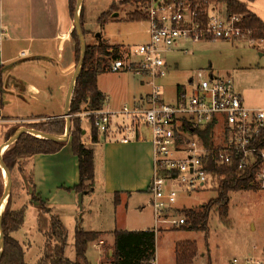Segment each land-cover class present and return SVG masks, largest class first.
I'll use <instances>...</instances> for the list:
<instances>
[{"label": "rangeland", "instance_id": "obj_1", "mask_svg": "<svg viewBox=\"0 0 264 264\" xmlns=\"http://www.w3.org/2000/svg\"><path fill=\"white\" fill-rule=\"evenodd\" d=\"M31 1L35 3V0ZM76 1L74 0V3ZM122 1L125 0H84L82 18L84 19L86 15V22L84 20L83 22L86 23L84 29L88 46H96L101 40L125 55L147 43L149 24L147 22L126 21L129 15L142 10L143 5H122ZM239 1L246 4L250 10L259 8L262 4L261 2L257 4L248 3L247 0ZM212 4L219 11H227L225 3L222 1ZM105 13L110 16V21L102 28L98 20ZM116 13L118 18L113 17ZM98 35H101V39L97 37ZM69 54L70 47L67 46V49L62 53V60L65 61ZM71 55L73 57L72 50ZM26 58H31L30 53H27ZM166 60L170 65H175L179 69L178 71H171L158 84L162 88L163 98L168 104L176 102L179 87L189 91L188 94H190L189 79L197 71L209 69L208 73L210 74L213 69L218 74L217 76L222 78H226L230 74L234 80L235 88L244 95L248 104L253 102L256 106H264V43L254 41L250 35L236 41L213 40L199 43L181 41L176 50L173 49L167 54ZM20 61L17 62L20 67L19 71L31 85L36 87L35 93L24 101L16 95H5L3 99L6 111L4 113H10L15 117H26L33 114L50 115L59 101L57 87L60 85V75L56 73L52 63L33 61L20 63ZM111 61L112 58H108L106 65L109 66ZM99 88L107 97L106 107L112 108L108 110H120L125 106L133 105L136 98L151 92V88L143 77L129 72L113 73L109 70L100 75ZM75 115H73L74 119H79ZM37 123L46 124L50 121L40 119L34 124ZM34 124L16 123L17 126L13 128L20 129ZM84 126L87 131L85 144L96 151L101 181L104 182L106 179V169H102V164L105 163L104 141L100 142L102 146L96 144L93 146L90 126L87 122L84 123ZM6 131L1 130L0 135H4ZM4 140L7 141V139ZM102 157H104V163ZM149 157V145L139 151L127 154L125 164H122L120 172H116V181L125 185H132L138 178L140 180V177L144 175V170H146L143 164L149 161ZM24 170L26 179H28L31 166L25 164ZM12 180V193L4 214L7 210L19 211L25 205H28V211L25 225L18 232L10 233V236L18 240L25 249L27 264H37L42 257L47 240L41 230L49 228L50 219L47 215L41 218L38 215L36 206L32 205L28 194L31 190L28 189L25 178L22 177L17 168L12 171ZM140 181V185L145 182ZM212 182L205 189L191 196L180 193L177 208L180 211L196 210L199 212L205 204L216 200L218 191ZM5 187L6 177L1 169L0 200ZM95 188V193L87 195L82 205L77 206V219L84 230L94 229L106 232L96 244H101L100 249L106 258L104 263H107L108 254L112 249L110 244L114 243V236L110 233L139 230L151 223L153 215L151 203L148 204V196L150 195H135L117 205L115 203L117 193L114 192L113 195L108 196L104 191V186L97 185ZM144 191V193L147 192L146 189ZM230 198V211L227 221H222L218 210L214 208L207 233L193 230L182 231L183 228L168 229L166 226L159 228V233H157V264H175V246L181 242L197 243L198 254L194 264H230L235 259L242 261L245 258L264 261V191L260 189L244 190L230 194ZM91 201L94 209L92 213L88 205ZM144 206L147 209L143 212ZM177 215L183 217L179 211ZM67 218L69 220H65L70 233L66 257L68 260H74L76 255L75 233L71 218ZM154 220L153 218L155 226ZM87 258L91 264H99L100 252L94 245L90 246Z\"/></svg>", "mask_w": 264, "mask_h": 264}, {"label": "built area", "instance_id": "obj_2", "mask_svg": "<svg viewBox=\"0 0 264 264\" xmlns=\"http://www.w3.org/2000/svg\"><path fill=\"white\" fill-rule=\"evenodd\" d=\"M201 6L203 8H201ZM149 40L133 52L110 62L113 73L143 77L151 92L120 110H83L75 116L93 126L108 141L124 145L151 135L154 175L150 187L157 230L182 228L186 219L177 215L179 194L200 192L219 179L216 169H237L249 175L252 189L264 191V108H250L237 93L231 76L199 70L189 79V91L177 89L174 104L163 98L159 81L177 66L166 56L181 41H236L245 38L243 18L219 11L210 0H150ZM113 53V50L111 51ZM8 123L0 108V127ZM212 129L214 146L204 144L202 132ZM156 264V262H153ZM230 264H264L254 258Z\"/></svg>", "mask_w": 264, "mask_h": 264}, {"label": "trees", "instance_id": "obj_3", "mask_svg": "<svg viewBox=\"0 0 264 264\" xmlns=\"http://www.w3.org/2000/svg\"><path fill=\"white\" fill-rule=\"evenodd\" d=\"M179 1V0H178ZM213 2L222 1L225 3L227 13L229 15H239L243 18V27L254 41L264 43V21L253 13L249 7L239 0H210ZM252 3L255 0H247ZM150 0H125L122 5L142 4V10L133 13L127 17V22H147L148 15L145 11ZM76 3L70 0L71 15L74 17L76 10ZM115 6V5H114ZM113 6V7H114ZM201 8H203L201 6ZM108 14H103L98 22L104 28L110 21ZM82 25L84 35V22L82 18ZM72 39L75 42V57L76 63H79L81 57V43L76 30L72 33ZM113 50V53H111ZM108 58H121V53L117 49L110 47L105 41H101L96 46H88L87 56L84 64L82 75L78 80L75 90L74 98L71 105L70 114L72 116V132H71V146L73 154L78 159L79 164V184L69 189L71 192L77 194L91 195L95 192L96 186V159L93 148L87 147L85 144V137L87 131L84 123L79 119H74L73 115L80 113L83 107L87 106L91 110H103L107 102V97L99 89V77L104 71H108L106 60ZM78 65V64H77ZM50 123L34 124L30 129L37 131L62 136L66 132L67 121L65 118L49 120ZM91 129V142L97 144L99 142V133L93 127ZM16 131V130H15ZM212 129H207L201 135L206 147L214 146V138ZM13 132L7 134L9 139ZM264 144V142H263ZM66 143H55L34 136L25 134L21 139L12 146L4 155V161L7 167L12 171L16 168L25 178L29 190L33 191L32 204L40 203V210L42 214H50L51 211L46 207L45 203L35 192V184L33 180L26 179L24 170V160L32 159L37 155H54L59 153ZM219 177L227 176L226 179H219L215 183L218 191L216 200L205 204L201 211L183 210L179 211L183 218L186 219V225L182 227V231L193 230L208 232L209 221L212 211L218 210L221 220L227 221L230 211V194L238 193L244 190H251V183L253 179L246 175L239 177L237 169L228 170L226 168L216 169ZM1 177V169H0ZM121 195L116 194V204L118 205ZM27 215V207H23L19 211H6L3 218V229L6 236V244L3 257L0 264H27L25 260V249L21 243L10 236V233H16L25 224ZM44 232V231H43ZM115 246L113 248V255L111 257V264H153L156 262L157 251V232L156 230L147 231H115ZM46 237V244L43 248L41 259L37 264H90L87 258L89 248L104 235L99 232L85 231L80 225L75 232V252L76 260L71 261L66 257V248L68 244V231L60 220L56 217L51 218V227L44 232ZM198 254V246L196 242H181L176 245V264H193Z\"/></svg>", "mask_w": 264, "mask_h": 264}, {"label": "crops", "instance_id": "obj_4", "mask_svg": "<svg viewBox=\"0 0 264 264\" xmlns=\"http://www.w3.org/2000/svg\"><path fill=\"white\" fill-rule=\"evenodd\" d=\"M258 2L262 3L259 8L257 7L256 9L251 11L264 21V0H255L252 3L257 4ZM85 17L83 20L86 22ZM84 25L86 28V23ZM73 31L74 17H72L71 15L70 0H35V3L33 1L30 2V0H0V108L5 120L14 122L1 126L0 131H7L4 135H0V147L4 143H6L18 130L28 128H13L17 126L16 123L34 124L40 119L52 120L65 118L67 94L77 67L75 57V44L72 39ZM148 40L149 34L147 41ZM67 46L70 47V54L69 57L66 58L65 61H63L62 53L65 51V49H67ZM176 48L174 50H176ZM71 50L73 53V57L71 55ZM27 53H30L31 58H26ZM18 60H23L20 61V63L29 61L52 63L51 65L54 66V70L58 75H60V85L57 87V92L59 91V101L56 107L53 108L50 112V115L33 114L32 116L15 117L10 113H4V111H6L3 99L5 95H16L18 96V98L23 99L24 101L26 98L35 93L36 87L31 85L28 80H26L25 77L21 75L19 71L20 67L17 63ZM178 70L179 69L177 67V71ZM211 71L215 76L218 75L215 70L212 69ZM228 75L231 76L230 74ZM236 91L243 98L244 104L247 107L264 108V106L254 105L255 103L253 102H251V104H248L244 95L239 92L237 88ZM147 95H141L139 98H136L135 102L139 101L141 98H144ZM105 109L108 110L112 108H108L105 105ZM10 131H14V133L9 139H7V134ZM4 139H7V141L5 142ZM101 141H104L103 148L105 150V163L104 157H102V161L104 163L102 164V169H106V179L104 180V182L101 181L102 179L100 176L98 165L99 159H97L98 155L94 150L96 159L95 187H97V185H101L102 187L104 186V191L108 196L113 195L114 192L117 194L119 193L121 195L119 204H122L123 201L129 199L130 197H134L135 195L144 194V196H147L149 194L150 196H148V204H150L152 202L150 187L154 175V153L150 133H145L144 140L133 142L128 145L111 142L104 137H99V142L96 145L102 146L100 143ZM148 145L150 148V157L148 162H144L143 165L146 170H144V175L140 177V180L145 181L143 182V185H140L141 181L139 180V178L135 182H133L132 185H125L123 183L117 182L115 179V175L116 172H120L119 170L120 168H122V164H125L126 155L131 152L133 153V151L136 152L143 148H146ZM23 162L24 165L27 164L31 166L29 179L33 180L35 184L36 194L42 199L46 207L51 211L50 214H47L50 219L49 228L41 230V232L48 231L51 227V218L56 217L67 229L69 242L70 229L68 228V224L66 223L65 219L69 220V218L67 217L71 218L70 220L72 221L74 227V233L76 232V228L80 225L77 219L79 194H77L76 192H71L69 190L76 187L80 181L78 159L73 154L71 138L59 153L54 155H37L34 158L26 159ZM145 189L147 190L146 193H144ZM28 194L32 202V195L30 194V192ZM86 196L87 195H84V198ZM32 205L34 206V204ZM88 205L91 213L94 212L92 201ZM35 206L40 218L42 216H45L44 214H42L39 206ZM25 207H27L28 211V205H25ZM117 208H119V206H117ZM146 209L147 208L144 206L142 209L143 212ZM151 212L153 216L150 224L139 230L124 231L135 232L157 229L156 221L154 220L155 226L153 223V218L155 219V216L152 205ZM85 231L106 234V232H104L103 230L89 229ZM157 233H159L158 230ZM110 234L114 236L113 233ZM101 243L104 244V242ZM93 245L100 252V259L98 260L99 264H111V257L113 255V248L115 246V236L114 243L110 244V247L112 249H110V252L108 254L109 259L107 263H104L106 258L104 257L103 251L100 249L101 244L94 243ZM75 260L76 255L75 259L71 261Z\"/></svg>", "mask_w": 264, "mask_h": 264}, {"label": "water", "instance_id": "obj_5", "mask_svg": "<svg viewBox=\"0 0 264 264\" xmlns=\"http://www.w3.org/2000/svg\"><path fill=\"white\" fill-rule=\"evenodd\" d=\"M83 5H84V0H77V5H76V10H75V15H74V29L76 30L78 37L80 39L81 57L76 67V71L74 73V76L71 81L68 94H67L66 106H65V119L67 121V128H66L65 134L62 136H57V135L43 133L35 129L24 128V129L18 130L6 143H4L0 147V168L2 169L6 177L5 191L0 200V261L3 257L4 250H5V244H6V236H5L4 229H3L4 212L7 206L8 199L11 196L12 187H13L12 172L7 167L4 161V155L6 151L8 150V148L14 146L21 139V137L25 134L34 136L39 139L52 141L55 143H68L71 138V132H72V121H71L72 116L70 114L71 105H72L75 90L78 84V80L80 76L82 75V72L84 69V64H85V60L87 56V48H88L87 40L84 35L83 25H82ZM113 17L118 18V14L117 13L114 14ZM97 37L101 39V35H98ZM30 194L33 195L32 190L30 191ZM83 198H84V194H80L79 195L80 205H82L83 203ZM34 205H37L40 207V203H34Z\"/></svg>", "mask_w": 264, "mask_h": 264}, {"label": "bare ground", "instance_id": "obj_6", "mask_svg": "<svg viewBox=\"0 0 264 264\" xmlns=\"http://www.w3.org/2000/svg\"><path fill=\"white\" fill-rule=\"evenodd\" d=\"M4 176H5V174H4Z\"/></svg>", "mask_w": 264, "mask_h": 264}]
</instances>
